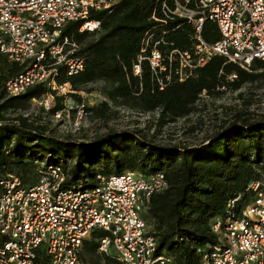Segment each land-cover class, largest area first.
Here are the masks:
<instances>
[{"label": "trees", "instance_id": "obj_1", "mask_svg": "<svg viewBox=\"0 0 264 264\" xmlns=\"http://www.w3.org/2000/svg\"><path fill=\"white\" fill-rule=\"evenodd\" d=\"M154 14L160 15L159 0H121L111 11L91 10V18L101 21L96 32L80 31L81 21L69 22L60 41L68 38L75 42L78 48L74 55L84 57L85 65L73 75L64 65H57L56 82L69 83L71 92L58 95L53 91L55 102L49 111H62L69 95L78 100L77 106L84 104L85 111L99 118L108 115L111 101L141 111L158 110L157 123L163 126L192 114L204 92L220 94L228 87L237 90L264 76L263 60L255 59L246 69L222 55L214 56L183 81L174 78L163 89L147 62L141 76L135 75L133 65L143 36L158 24ZM192 34V26L183 22L169 33V39L180 48H190ZM203 35L209 42L217 41V24L206 20ZM22 68L0 52V177L12 172L23 183H33L38 165L60 164L72 172L68 184L90 188L96 186L98 173L163 172L167 186L151 196L144 218L158 237L157 252H165L178 264H202L203 251L217 243L211 224L226 214L229 201L240 197L234 207L239 211L257 193L252 183L260 182L259 189L264 191V119L241 111L204 142L188 147L158 144L139 129L112 131L91 141H71L48 134L44 124L18 114L51 91L39 83L22 95L8 96L6 82ZM99 80L108 85L105 94L109 101L106 98L89 106L78 91ZM101 235L102 231H95L84 241V264H122L114 254L100 251Z\"/></svg>", "mask_w": 264, "mask_h": 264}, {"label": "built area", "instance_id": "obj_2", "mask_svg": "<svg viewBox=\"0 0 264 264\" xmlns=\"http://www.w3.org/2000/svg\"><path fill=\"white\" fill-rule=\"evenodd\" d=\"M120 1L0 0V52L23 66L6 82L7 95L19 96L43 83L51 91L33 103L50 110L53 91L70 87L56 82L57 65L69 75L85 65L84 57L74 55L75 42L60 41L63 29L81 21L80 31L96 32L101 21L91 18V10L111 11ZM159 12L153 15L158 24L143 36L133 71L141 76L147 62L160 89L174 78H189L216 55L246 69L255 59L264 61V0H159ZM177 20L193 28L190 48L169 39L181 23L168 26ZM206 20L217 24L215 42L203 35ZM77 107L81 118L84 104ZM70 178L69 167L43 163L33 183L12 172L0 177V264H84L82 246L95 231L103 232L100 251L122 264H178L157 252L158 237L144 218L151 196L167 186L163 172L98 173L90 188L70 185ZM259 186L251 184L257 193L249 204L236 211L240 197L233 198L226 214L212 222L217 243L203 251L202 264H264V191Z\"/></svg>", "mask_w": 264, "mask_h": 264}, {"label": "rangeland", "instance_id": "obj_3", "mask_svg": "<svg viewBox=\"0 0 264 264\" xmlns=\"http://www.w3.org/2000/svg\"><path fill=\"white\" fill-rule=\"evenodd\" d=\"M230 79H233L232 76ZM108 87L103 80L88 84L78 91L84 103L93 106L104 100ZM70 88V87H69ZM58 91V95L71 92V89ZM220 94L208 95L205 92L197 101L195 110L187 117H180L163 126L157 123L158 110L141 111L127 104L110 102V111L105 118L94 116L86 111L79 118L76 100L66 96L65 108L57 115L33 103L18 111L39 124L47 127V133L71 141H91L112 131L142 130L155 142L166 146H192L204 142L226 121L241 111L247 116L264 119V76L254 83H245L240 89L223 88ZM107 98V96L105 97ZM109 101V99H106ZM72 175V172H71Z\"/></svg>", "mask_w": 264, "mask_h": 264}]
</instances>
